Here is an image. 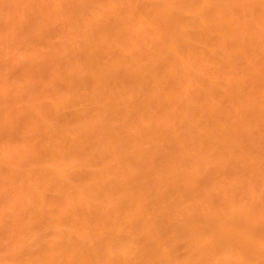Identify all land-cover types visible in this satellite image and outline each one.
Listing matches in <instances>:
<instances>
[{
  "label": "bare ground",
  "instance_id": "6f19581e",
  "mask_svg": "<svg viewBox=\"0 0 264 264\" xmlns=\"http://www.w3.org/2000/svg\"><path fill=\"white\" fill-rule=\"evenodd\" d=\"M0 264H264V0H0Z\"/></svg>",
  "mask_w": 264,
  "mask_h": 264
}]
</instances>
